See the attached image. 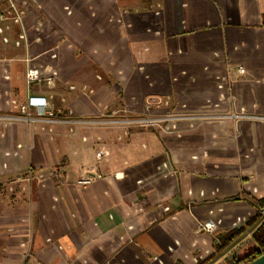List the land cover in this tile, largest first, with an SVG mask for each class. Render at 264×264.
I'll use <instances>...</instances> for the list:
<instances>
[{"label":"crops","instance_id":"1","mask_svg":"<svg viewBox=\"0 0 264 264\" xmlns=\"http://www.w3.org/2000/svg\"><path fill=\"white\" fill-rule=\"evenodd\" d=\"M17 1L28 42L0 49V116L30 97L53 115L0 119V264H230L253 246L261 210L243 195L264 198V0ZM169 113L224 116L68 122ZM86 171L102 177L80 186ZM208 220L217 230L197 233Z\"/></svg>","mask_w":264,"mask_h":264},{"label":"built area","instance_id":"2","mask_svg":"<svg viewBox=\"0 0 264 264\" xmlns=\"http://www.w3.org/2000/svg\"><path fill=\"white\" fill-rule=\"evenodd\" d=\"M26 3H19L17 0H0V49L2 45L14 43L16 47L22 45V43L28 42V35L25 31L24 19L26 16ZM13 32V39L10 36V33ZM52 56H55L53 53ZM26 61L29 63L26 77L29 83H32L36 80H39L42 77L41 70L37 67L31 65V58H26ZM237 71L240 74L245 73V67H238ZM4 76L9 78L10 75L6 69H4ZM56 78V72H53L49 77L45 78V81L48 85H53ZM72 88H75L72 86ZM12 104L19 109L22 115L19 116H0L1 120L15 121V120H27L30 121L31 118V109H35L37 116L42 117L45 115H53L50 111L52 107L50 101L46 97H30L26 103H19L16 99H13ZM168 102L166 101V104ZM224 115H210V114H177V113H169L163 116H146V117H135V118H118L115 116L110 117H100L96 119H76L68 121L72 124H80L85 126L90 125H117L123 126L129 129L132 126H162L164 122H174L178 119H194V120H204L208 118L214 117H222ZM50 120V119H49ZM50 121H59L56 119H51ZM170 125V124H169ZM166 128H168V126ZM171 127H174L171 124ZM128 132V130H126ZM102 175L100 173L86 171L83 173L77 180V184L83 187H87L94 183L96 180L101 178ZM166 210L169 208L166 207ZM261 213L264 214V209H261ZM236 224V223H235ZM220 225V221L208 220L204 222H198L196 226V232H207L214 233ZM172 249V248H171Z\"/></svg>","mask_w":264,"mask_h":264},{"label":"trees","instance_id":"3","mask_svg":"<svg viewBox=\"0 0 264 264\" xmlns=\"http://www.w3.org/2000/svg\"><path fill=\"white\" fill-rule=\"evenodd\" d=\"M243 197H245L248 201H250V203L253 204L259 212L261 208L264 207V198L257 199L247 194H244ZM260 219H261V223L255 229L252 235L254 245L246 249V251H244L243 253H239L235 255L230 260V264H247L264 253V216H262L261 213H258L255 220H260ZM243 231L244 230L242 229H237V230L235 229L230 231L226 235L222 236L221 248H225L229 246L234 241V239L238 235H240Z\"/></svg>","mask_w":264,"mask_h":264},{"label":"water","instance_id":"4","mask_svg":"<svg viewBox=\"0 0 264 264\" xmlns=\"http://www.w3.org/2000/svg\"><path fill=\"white\" fill-rule=\"evenodd\" d=\"M247 264H264V253Z\"/></svg>","mask_w":264,"mask_h":264},{"label":"rangeland","instance_id":"5","mask_svg":"<svg viewBox=\"0 0 264 264\" xmlns=\"http://www.w3.org/2000/svg\"><path fill=\"white\" fill-rule=\"evenodd\" d=\"M249 247H252V246H248V247H247V249H248ZM244 251H246V249H245V250H243L241 253H243Z\"/></svg>","mask_w":264,"mask_h":264}]
</instances>
